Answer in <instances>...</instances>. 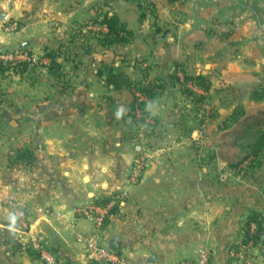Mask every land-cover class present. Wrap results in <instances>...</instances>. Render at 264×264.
<instances>
[{
    "label": "crops",
    "instance_id": "crops-1",
    "mask_svg": "<svg viewBox=\"0 0 264 264\" xmlns=\"http://www.w3.org/2000/svg\"><path fill=\"white\" fill-rule=\"evenodd\" d=\"M113 1L0 0V14L7 16L0 21V48L5 51L39 55L52 51L99 5L104 13H115L134 35L122 46L123 53L121 47L79 53L75 69V63L57 58L62 71L71 70L72 75L62 73L65 79L53 78L49 64L0 79V87H9L0 98V264H45L27 247L30 237L40 241L56 264H91L84 246L93 225L74 209L119 192L126 193L124 204L110 212L101 240L107 246L116 236L117 253L127 264L194 261L202 249H207L209 264H235L227 251L245 239L246 224L253 220L261 228L253 252L264 259V149L256 160L243 153L264 136V92L260 101L250 96L252 89L264 90V51L243 45L232 36L242 30L223 20L211 21L212 15L199 16L195 32L184 40L171 33L179 35L189 28L188 14L167 16L160 22L164 28L152 22L154 27L143 33L138 27L149 16L135 20L129 14L131 19L119 4L115 10ZM119 2L129 7V0ZM131 22L137 25L131 28ZM205 25L222 32H204ZM224 28L228 30L223 32ZM158 29L168 33L151 46L150 37L160 36ZM251 35L247 31L244 38ZM126 57L132 59V68L124 74L133 82L146 68L149 81H166L175 64L215 76L206 96L214 118L205 130L200 157L178 129L183 101L179 88L171 87L146 102L145 110L158 126L156 138L147 145V165L137 186H131L128 177L140 147L137 133L124 121L132 95L96 76L101 64L124 71ZM232 114L236 116L231 122ZM252 136L253 142L247 143ZM13 149L29 150L32 160L10 163L7 154ZM249 164L253 166L247 168ZM7 193L27 213L30 233L19 241L3 204Z\"/></svg>",
    "mask_w": 264,
    "mask_h": 264
},
{
    "label": "trees",
    "instance_id": "trees-1",
    "mask_svg": "<svg viewBox=\"0 0 264 264\" xmlns=\"http://www.w3.org/2000/svg\"><path fill=\"white\" fill-rule=\"evenodd\" d=\"M103 1L107 2L110 0ZM167 1L169 3H172L173 0ZM137 6L140 7L139 3H137ZM91 11L93 15L84 24L81 25L82 28H77L73 32V34L67 37V40L60 41L54 50L44 53L43 56L49 61V65L47 67L48 72L53 78H56L58 80L61 79L62 65L57 62V58L61 56L64 57L65 61L68 59V55L70 57L72 56L71 62L75 63L73 65V69H75L78 65H76L75 58L77 57V55H79V53H88L92 51L93 47H99L103 49L118 47L120 48L126 44H129L130 41L134 38L133 32L127 28L125 23L120 21L119 17L115 13H104L100 6L92 7ZM82 30H85V32L82 33ZM157 32L160 34V36H152L151 42L149 41L151 46H154L159 39H164L168 33V30L158 29ZM83 37H85L86 39L83 40ZM87 39L88 41H86ZM94 42L95 45H93ZM15 51L25 52L28 54V52L25 50ZM29 67L30 66L26 63H18L14 66L0 63V79H5L7 74L9 75L11 73L25 74L28 72ZM141 71L142 78L139 81L134 82L130 81L125 74L115 69L113 64H101L96 72L97 77L104 78V82L107 86H111L114 90L124 88L132 93L133 98L130 110L124 118V121H129L127 122L128 125L136 128H146L145 133L149 136H152V138H156L158 121L145 110V104L147 101L154 99L155 96L159 93L175 86L179 88L180 93L183 95V97H185L186 100L188 99L190 103L194 105V109L201 111L203 104L206 101V96L197 94L195 91L189 88L188 85L197 88L201 92L207 93L210 90V82L208 77L190 74L181 64H175L173 66V69L169 71L166 81L162 80L160 81V83H154L147 79V68ZM135 92H138L145 99V101L137 103V100L134 96ZM263 92L264 90L261 88L252 89L250 91V96L253 98V100L260 101L263 97ZM135 108L139 110L141 119L135 118V115L133 114ZM183 109L185 108L180 109V112H182ZM235 116L236 114L231 115V122L235 119ZM211 118H214V113H212ZM146 119L152 121L153 124H145ZM136 133L137 132H135V134ZM249 147L252 149V151L248 155L255 158V160L258 159L264 149V136L261 135L258 139H256L255 143L250 145ZM7 157L8 160L11 161L10 163L20 162L23 164H26L24 162H30L33 158L32 153L29 150L25 149L9 150ZM237 166L238 165H236L235 168ZM252 166L253 164H249L247 168H250ZM103 202L105 201L103 200L102 203ZM250 223L256 224V232L253 236L248 235ZM260 237V226L254 220L247 222L245 229V239L253 240V242L255 243V241L260 239Z\"/></svg>",
    "mask_w": 264,
    "mask_h": 264
},
{
    "label": "built area",
    "instance_id": "built-area-1",
    "mask_svg": "<svg viewBox=\"0 0 264 264\" xmlns=\"http://www.w3.org/2000/svg\"><path fill=\"white\" fill-rule=\"evenodd\" d=\"M96 29V28H93ZM0 63L14 66L20 63H26L30 67H47L48 61L40 59L38 57L30 56L25 52L15 51L8 52L0 48ZM134 96L137 103L145 101V99L138 93L135 92ZM136 119H141L139 110L135 108L133 111ZM150 120L146 119L145 124H149ZM139 133H144V128H138ZM137 139V138H136ZM142 150V149H141ZM147 165V158L144 155L140 156L133 162L128 182L130 185H137L141 182L142 174ZM126 198L125 192L116 193L107 198L105 202L92 201L88 204L75 208L74 212L81 217L90 219L93 225V232L85 240L84 251L91 262V264H127L123 256L117 252H112L107 249L106 245L102 243L101 235L103 234V227L106 219L110 216V212L113 209H120L124 204ZM4 206L13 215V224L11 231L15 234V239L19 241L20 237H25L30 233V226L26 212L23 210L21 205L9 197L5 202ZM256 224H249V236L255 235ZM18 236V237H17ZM27 247L40 255L41 260L45 264H56L54 256L47 250L41 247V243L38 239L31 238L26 243ZM255 243L253 240L244 239L242 242L232 246L227 251L228 258L235 264H264V259H260L258 255L254 254ZM209 256L207 249H202L198 253V257L194 261L181 260L174 264H209Z\"/></svg>",
    "mask_w": 264,
    "mask_h": 264
},
{
    "label": "rangeland",
    "instance_id": "rangeland-1",
    "mask_svg": "<svg viewBox=\"0 0 264 264\" xmlns=\"http://www.w3.org/2000/svg\"><path fill=\"white\" fill-rule=\"evenodd\" d=\"M119 0H117V2L114 0L112 4H114L115 6V10L118 9L117 7V4H119L118 6L119 7H122L127 13L128 15L130 14L131 16L133 15V18L136 20L137 17H141L143 15H148L149 16V21L146 19L143 24L138 27V31H141L143 33L147 32L149 29V26L150 27H154L153 25L151 26L152 22H155V24L158 25L161 27V28H164L160 22H165L163 20H165L167 18V16H170V15H182V14H188V16H191V12H190V5L189 3H187L185 0H174L172 1V3H168L167 1L165 0H153L155 2L154 5H152L153 3H151L149 0H129V7L127 6V4H122L121 2L118 3ZM135 2V3H133ZM148 2V3H147ZM116 3V5H115ZM137 3H139L140 7L137 6ZM264 4V2H263ZM100 8L104 11L105 8L104 6L102 5H99ZM222 5H219L218 7H215V8H209V9H206L204 11H202L199 16L205 18L207 15H212L213 17H210L211 18V21H214V22H217V21H222V18L219 16V9L221 8ZM137 14V15H135ZM129 15V16H130ZM130 16V17H131ZM136 17V18H135ZM131 17V19H133ZM154 19V20H153ZM154 24V25H155ZM130 27H135L137 24L136 22L134 23H130L129 24ZM229 25V24H228ZM156 27V26H155ZM6 29H10V27H4ZM204 32H207L210 31L212 32V30H215L216 32H222L220 31L221 29H217V27H210L209 25H205L204 26ZM169 29V28H168ZM235 29V27H234ZM11 30H14V28H12ZM228 29L224 28V31L223 32H226ZM238 30H242V31H233L232 33V36L234 34V37L237 38L239 41H244V37L247 35V31H249L250 33H252V30H251V27L250 25H244L243 27L241 28H238ZM9 33H12L13 31H9ZM180 32V31H179ZM195 32V31H194ZM192 32V33H194ZM241 32V35L240 33ZM191 33V34H192ZM189 34V35H191ZM222 34V33H221ZM181 34H179L178 36H180ZM187 35V36H189ZM186 36V37H187ZM183 38L182 40L186 39ZM151 38L150 37V42H151ZM86 38L83 37V40H85ZM67 40V38L63 39V41ZM133 40V39H132ZM131 40V41H132ZM88 41V39L86 40ZM91 41V40H90ZM128 45V44H126ZM124 45V46H126ZM248 45V44H247ZM198 47V46H197ZM122 49H120V53L122 52L123 53V47H121ZM205 52V51H204ZM28 54L30 56H34V57H38L40 59H43L44 58V54L42 55H39V54H36L34 52H28ZM122 59H124V56H120ZM63 58V56H62ZM68 60H66L68 62V64L70 63V65L72 66L74 63H72V56L70 57L69 55L67 56ZM129 58V57H128ZM59 61L61 62L62 59L59 57L58 58ZM45 60V59H44ZM48 59H46L47 61ZM76 60V59H75ZM65 61V59H64ZM58 62V61H57ZM76 62V61H75ZM49 63V61H48ZM72 63V64H71ZM123 63H126V67L123 69L124 71H122V73L124 74L125 71H128V69H126L127 67H131L132 68V65H130V63H132V59H127L126 57V60L123 61ZM134 63V61H133ZM140 64V62L138 61H135V65L136 64ZM112 65V64H111ZM114 66V65H113ZM122 66V65H121ZM38 67V65L36 66ZM124 67V66H123ZM38 68H41L40 70H42V67H38ZM189 69V68H188ZM190 74H193V75H200L201 73H198L196 74V72L198 71H203V70H193V69H190L189 70ZM193 71V72H192ZM41 72V71H40ZM62 73L63 72H69V74H71V70L70 69H65L63 71H61ZM140 72L142 73V71L140 70ZM72 75V74H71ZM63 76V79H65V75H62ZM206 76V75H205ZM213 77H215L214 75H211L208 77L209 79V82L211 79H213ZM15 83V82H14ZM211 84V83H210ZM6 85V84H5ZM1 86L0 87V98L2 96H4L3 92H8L9 91V87H6V86ZM177 87V86H176ZM189 88H191L193 91H195L197 94H202L204 96H207L209 92L207 93H204V92H201L200 90H198L197 88L191 86V85H188ZM210 89H211V85H210ZM22 90H26V89H22ZM210 91V90H209ZM227 91V90H226ZM24 92V91H23ZM22 93V92H21ZM132 95V93H131ZM182 95V94H181ZM183 96V95H182ZM133 98V97H132ZM182 108H185L183 109V111L180 113V110H178V113L179 114V117H178V129L180 130V132L183 134V137L184 138H188L189 140H191L192 144H193V148H194V151H195V155L197 157H200L202 155V148L203 146H205L206 144V134H205V130L208 126V124L211 123L212 118H211V115L213 113L212 109L210 106H208L206 104V101L205 103L203 104V107L201 109V111L197 110V109H194V105H192L190 103V101L187 99H185V97H182ZM206 100H207V97H206ZM187 101V102H185ZM188 106V107H187ZM180 107V108H181ZM189 108V109H188ZM189 111H187V110ZM187 111V112H186ZM148 120V119H147ZM129 122V121H128ZM152 125L153 122L150 121L149 125ZM133 129V132H137V139L135 140L136 143L139 145L140 147V152L137 153L133 159V162L135 160H137V158H139L140 156L144 155L145 158H147L148 160V155L147 154V150H148V144L152 143V141L154 140L153 138L149 137L147 140L144 138L147 134L145 133L146 131V128H144V133H139V131H142V130H138V128L136 127H132ZM247 140V143H251L253 142L252 140H254V136H252L251 138H248ZM142 149V150H141ZM245 154H250L252 149L249 147V148H246L245 150H243ZM133 164V163H132ZM238 169L239 170H242L241 167L238 166ZM238 170V171H239ZM143 175V174H142ZM140 184V183H139ZM137 184V185H139ZM137 185H133V186H137ZM132 186V185H131ZM11 197L14 201H16L17 203H19L21 205V207L23 208L24 210V207L22 206V204L15 198V196L12 194V193H7L5 196H4V199H3V204L4 202L9 198ZM80 207V206H79ZM77 207V208H79ZM6 208V207H5ZM7 209V208H6ZM8 210V209H7ZM25 211V210H24ZM26 212V211H25ZM27 214V213H26ZM18 237V236H17ZM20 240H22L23 237H18Z\"/></svg>",
    "mask_w": 264,
    "mask_h": 264
},
{
    "label": "water",
    "instance_id": "water-1",
    "mask_svg": "<svg viewBox=\"0 0 264 264\" xmlns=\"http://www.w3.org/2000/svg\"><path fill=\"white\" fill-rule=\"evenodd\" d=\"M190 5L191 17L189 19V28L180 36L176 32L171 34L174 38L182 40L187 35L194 32L199 22V14L209 8H215L222 5L219 9V16L228 24L235 28H241L244 25H250L252 35L246 38L243 45H255L261 47L264 51V0H185ZM7 16L0 14V21H6ZM24 49V45L21 46ZM13 219V215L10 214ZM119 246L118 238L114 236L106 246L108 250L117 252Z\"/></svg>",
    "mask_w": 264,
    "mask_h": 264
}]
</instances>
